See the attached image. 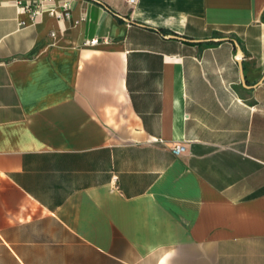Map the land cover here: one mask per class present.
<instances>
[{"label":"crops","instance_id":"obj_1","mask_svg":"<svg viewBox=\"0 0 264 264\" xmlns=\"http://www.w3.org/2000/svg\"><path fill=\"white\" fill-rule=\"evenodd\" d=\"M0 264H264V0H0Z\"/></svg>","mask_w":264,"mask_h":264},{"label":"built area","instance_id":"obj_2","mask_svg":"<svg viewBox=\"0 0 264 264\" xmlns=\"http://www.w3.org/2000/svg\"><path fill=\"white\" fill-rule=\"evenodd\" d=\"M51 0H33L30 3H21L20 0H15L17 9L27 11L31 17L40 15L43 12H47L57 18H62L67 15V7L69 5V0H62L60 3V9H57L54 5H45V2ZM134 0H128V2H133ZM96 38L86 41L87 43L96 42ZM171 151L175 154L182 152L185 149L184 144L176 142L170 146Z\"/></svg>","mask_w":264,"mask_h":264},{"label":"water","instance_id":"obj_3","mask_svg":"<svg viewBox=\"0 0 264 264\" xmlns=\"http://www.w3.org/2000/svg\"><path fill=\"white\" fill-rule=\"evenodd\" d=\"M240 57H241V52H240V49L237 48V51H236V59L239 61L240 60ZM243 78V76H242Z\"/></svg>","mask_w":264,"mask_h":264}]
</instances>
